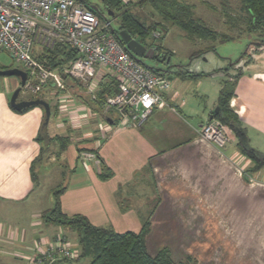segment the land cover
I'll use <instances>...</instances> for the list:
<instances>
[{
    "label": "crops",
    "instance_id": "obj_1",
    "mask_svg": "<svg viewBox=\"0 0 264 264\" xmlns=\"http://www.w3.org/2000/svg\"><path fill=\"white\" fill-rule=\"evenodd\" d=\"M223 69L199 79L169 77L167 107L156 109L142 127L126 125L117 109L104 105L99 112L91 105L103 85L115 79L104 68L86 84L63 76L44 87L38 99L51 105L48 126L38 106L15 110L11 83L0 84V264H29L37 244L46 246L59 235L79 247L75 231L44 219L60 186L66 215L84 216L117 233L138 232L148 223L155 229L166 221L165 213L175 212L197 213L201 228L212 213L263 220L264 168L250 171L254 164L234 132L223 149L201 136L219 107L228 77ZM242 72L231 108L249 145L264 154V71ZM85 151L97 157L84 161ZM104 172L111 175L105 178ZM200 238L185 247V256L173 258L191 257L200 264L191 249Z\"/></svg>",
    "mask_w": 264,
    "mask_h": 264
},
{
    "label": "built area",
    "instance_id": "obj_2",
    "mask_svg": "<svg viewBox=\"0 0 264 264\" xmlns=\"http://www.w3.org/2000/svg\"><path fill=\"white\" fill-rule=\"evenodd\" d=\"M89 7L80 0H0V50L8 52L27 73L23 90L31 93H39L64 75L86 84L98 78L101 68L111 71L118 91L106 97L105 108L117 109L126 125L142 127L156 109L167 107L164 92L171 82L138 61L113 32L101 29L99 17ZM108 26L113 28L109 21ZM152 34L157 40L163 36L160 31ZM158 45L154 43L152 49L156 51ZM56 46L75 49L78 57L64 69L49 70L36 54ZM230 131L213 119L203 126L201 136L223 149L230 141ZM96 157L92 152L81 153L84 161ZM78 248L59 235L46 246L37 244L29 264H66L79 259Z\"/></svg>",
    "mask_w": 264,
    "mask_h": 264
},
{
    "label": "rangeland",
    "instance_id": "obj_3",
    "mask_svg": "<svg viewBox=\"0 0 264 264\" xmlns=\"http://www.w3.org/2000/svg\"><path fill=\"white\" fill-rule=\"evenodd\" d=\"M80 1L99 8L102 15H96L100 19L101 29L107 28L111 31L108 21L111 22L113 29L119 28L118 18L109 15L103 0ZM184 1L193 7L197 18L217 31V38L215 40L191 39L179 27L162 23L164 27L161 26L155 30L162 33L161 39H155L152 32L141 39L149 46L154 43L161 44L162 53L167 52L170 55V63L165 64L156 59H145L146 66L163 70L173 66L171 73H164V76L173 77L174 81L180 78L178 72L187 65L189 70L196 73L214 72L221 66L228 69L231 74L239 73L241 69L248 73L264 71V29L249 30L245 24L229 26L224 13V8L229 5L234 17L239 19L242 16L244 19L249 17L250 14L243 10L242 0ZM135 4H130L128 8L134 13H138L147 25L160 21L151 9L141 8ZM17 67H19L18 61L13 59L8 52L0 50V71L12 70ZM4 82H9L12 85V90L9 93L11 102L13 94L21 87V79L16 76L0 77V84ZM15 86L16 88H14ZM43 91L44 89L39 93H31L22 89L18 102L38 99L43 96ZM39 108L45 113L42 107ZM52 109L54 112L55 108ZM262 204L264 205L263 202ZM262 207L261 212L264 210V206ZM188 215L191 217L190 227L185 228ZM250 215L212 213L208 215L206 228H201V219H198L197 213H193L192 216L188 212L165 213L166 221L158 224L155 229L149 226L145 241L150 254L156 255L162 249L167 248L176 259H180L186 255L187 248L185 247L192 243L197 235H200L203 238L198 239L199 242L191 247L193 255L198 258L200 264H264V219L259 222L255 220L256 222L253 223ZM142 230L143 228L135 233H141ZM78 249L80 250V248ZM91 260V257H79L78 262L90 264Z\"/></svg>",
    "mask_w": 264,
    "mask_h": 264
},
{
    "label": "trees",
    "instance_id": "obj_4",
    "mask_svg": "<svg viewBox=\"0 0 264 264\" xmlns=\"http://www.w3.org/2000/svg\"><path fill=\"white\" fill-rule=\"evenodd\" d=\"M103 2L105 8L114 13V17L118 18L119 28L117 30L111 28V32L119 40V34L124 30L140 43L148 48H152L153 44L149 46L143 43L141 38H144L161 26L164 27L162 23L169 24L172 27H179L191 39L215 40L217 38V31L207 26L200 18H197L193 7L184 0H137L136 2L135 0H103ZM133 3H136L135 5L141 8L151 9L160 21L147 25L138 13H134L128 8ZM242 4L243 10L250 14L249 17H246V19L243 18L244 16L240 19L234 17L228 7L229 5H227L224 8V13L228 19V25L234 27L238 24H245L249 30L264 29V0H242ZM86 5L90 6L87 2ZM91 11L98 14L92 9ZM121 43L124 44L122 41ZM156 52L160 53L161 57H166V59L170 56L167 52L162 53L163 48L161 44L158 45ZM36 57L45 68L49 70H61L78 57V52L68 46H56L53 49L41 50L36 54ZM142 64L145 65L144 63ZM151 69L156 73L164 75V72L160 69ZM220 71H225L228 77L222 85L219 94L220 111L213 114L214 119L228 126L238 136L241 152L254 164L250 171L261 170L264 168V154L249 145L240 118L231 108V100L235 96L236 87L243 76L242 69L235 76H231L228 73V69ZM178 75L184 79H199L207 76L205 73L192 72L189 70L188 65L183 66ZM64 78L67 80L71 79L67 75H64ZM117 86L118 82L115 79L112 83L103 85L102 90L96 93V102L91 103V105L96 106L95 110L103 112L106 97L114 95L118 91ZM28 109L30 108L23 111ZM110 175V172H104L103 177L108 178ZM62 192V187L54 192L55 204L50 211L45 213V222L51 225L67 227L75 231L81 251L80 258L91 257L90 264H198L191 257L180 262L176 261L171 251L167 248L162 249L156 255L150 254L145 241V236L150 226L149 223L145 224L141 233H117L111 229L92 225L84 216L66 215L62 210L60 200Z\"/></svg>",
    "mask_w": 264,
    "mask_h": 264
},
{
    "label": "water",
    "instance_id": "obj_5",
    "mask_svg": "<svg viewBox=\"0 0 264 264\" xmlns=\"http://www.w3.org/2000/svg\"><path fill=\"white\" fill-rule=\"evenodd\" d=\"M90 7L92 10L97 12L99 15H102V12L99 10L98 7L96 6H90ZM108 12L110 16L114 17V13H112L111 11H108ZM119 37H120V40L124 43L126 49L130 53H132V55H134V57L141 63H144L143 59H156L161 63H165V64L170 63L169 57L167 59L164 56L161 57L160 53H157L152 48H148L144 44L140 43L137 39L133 38L132 35H130L127 31H124V30L121 31L119 34ZM172 67L173 66H170V68L167 70H163V69H160V70L164 72L165 74H169L171 73L170 70L172 69ZM3 76H16L21 79V87L18 88L13 94L11 98V102H10L11 106L17 111H23L27 108H31L34 106L42 107L46 113L44 126H48L50 119H51L52 111H51V105L47 101L43 99H35V100H24V101L18 102L19 94L28 80L27 73L17 67L16 69H12V70L0 71V77H3ZM170 78H173V77H170ZM219 111H220V108L218 107L215 110V113H218ZM213 119H214V116L211 117V120Z\"/></svg>",
    "mask_w": 264,
    "mask_h": 264
},
{
    "label": "flooded vegetation",
    "instance_id": "obj_6",
    "mask_svg": "<svg viewBox=\"0 0 264 264\" xmlns=\"http://www.w3.org/2000/svg\"><path fill=\"white\" fill-rule=\"evenodd\" d=\"M143 60H145V59H143Z\"/></svg>",
    "mask_w": 264,
    "mask_h": 264
}]
</instances>
